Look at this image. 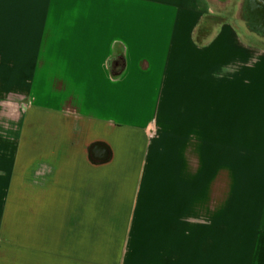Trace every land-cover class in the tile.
Here are the masks:
<instances>
[{
    "label": "crops",
    "instance_id": "crops-1",
    "mask_svg": "<svg viewBox=\"0 0 264 264\" xmlns=\"http://www.w3.org/2000/svg\"><path fill=\"white\" fill-rule=\"evenodd\" d=\"M210 14L0 0V243L34 219L59 233L94 202L140 210L152 135L149 264H264V46ZM94 144L110 157L93 161Z\"/></svg>",
    "mask_w": 264,
    "mask_h": 264
},
{
    "label": "rangeland",
    "instance_id": "rangeland-1",
    "mask_svg": "<svg viewBox=\"0 0 264 264\" xmlns=\"http://www.w3.org/2000/svg\"><path fill=\"white\" fill-rule=\"evenodd\" d=\"M206 2L212 12L207 17L209 23L229 20L242 37L264 46V30L257 28L261 19L254 11L250 13L249 0ZM260 11L264 12V7ZM46 84H49L48 79ZM151 136L141 154L140 210H120V203L114 201L94 202L93 210L86 212V216L81 212L82 215L74 219H62L59 233L50 229L40 231L41 219H34L37 224L30 222L25 231L3 234L0 256L28 258L39 264H149L147 191L151 144L155 140ZM139 146L141 148V143Z\"/></svg>",
    "mask_w": 264,
    "mask_h": 264
},
{
    "label": "water",
    "instance_id": "water-1",
    "mask_svg": "<svg viewBox=\"0 0 264 264\" xmlns=\"http://www.w3.org/2000/svg\"><path fill=\"white\" fill-rule=\"evenodd\" d=\"M90 157L93 161L107 160L110 157V151L106 145L94 144L90 149Z\"/></svg>",
    "mask_w": 264,
    "mask_h": 264
},
{
    "label": "bare ground",
    "instance_id": "bare-ground-1",
    "mask_svg": "<svg viewBox=\"0 0 264 264\" xmlns=\"http://www.w3.org/2000/svg\"><path fill=\"white\" fill-rule=\"evenodd\" d=\"M249 7L252 11H254V13H256V16H258L259 19L264 20V12L261 13L260 8H256L254 0H250Z\"/></svg>",
    "mask_w": 264,
    "mask_h": 264
},
{
    "label": "flooded vegetation",
    "instance_id": "flooded-vegetation-1",
    "mask_svg": "<svg viewBox=\"0 0 264 264\" xmlns=\"http://www.w3.org/2000/svg\"><path fill=\"white\" fill-rule=\"evenodd\" d=\"M255 4H256V8H261V7H264V0H254ZM249 4H250V0L248 2V7H249ZM250 10V8H249ZM253 12L252 10H250V13ZM258 19V18H257ZM257 28H260L262 30H264V20L261 19V23L260 25L257 27Z\"/></svg>",
    "mask_w": 264,
    "mask_h": 264
}]
</instances>
